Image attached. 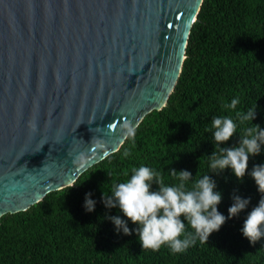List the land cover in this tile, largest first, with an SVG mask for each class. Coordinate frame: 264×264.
Wrapping results in <instances>:
<instances>
[{"label": "water", "instance_id": "obj_1", "mask_svg": "<svg viewBox=\"0 0 264 264\" xmlns=\"http://www.w3.org/2000/svg\"><path fill=\"white\" fill-rule=\"evenodd\" d=\"M202 0H0V217L114 153L178 78Z\"/></svg>", "mask_w": 264, "mask_h": 264}, {"label": "trees", "instance_id": "obj_2", "mask_svg": "<svg viewBox=\"0 0 264 264\" xmlns=\"http://www.w3.org/2000/svg\"><path fill=\"white\" fill-rule=\"evenodd\" d=\"M184 57L165 105L146 114L134 128L135 135H127L117 151L82 172L71 186L0 217V264H264V236L250 243L241 234L260 193L248 175L240 182L227 169L213 175L208 158L213 150L236 145L242 130L251 126V121L241 124L236 119L237 111L246 114L256 106L252 123L264 129V0H202ZM235 98L240 100L235 109L223 107ZM221 116L237 123L225 144L214 141L212 130L205 131L213 117ZM261 147L260 154L249 159V172L264 164ZM140 166L162 172L168 186L179 183L170 169L189 171V188L210 175L222 195L217 207L225 217L234 194L249 199V204L226 219L207 242L197 239L183 253H173L167 245L143 249L135 225L126 221L129 235L117 232L107 217H124L102 201V195L106 201L111 198L114 184L130 178L131 170ZM88 193L95 202L91 212L84 207Z\"/></svg>", "mask_w": 264, "mask_h": 264}, {"label": "clouds", "instance_id": "obj_3", "mask_svg": "<svg viewBox=\"0 0 264 264\" xmlns=\"http://www.w3.org/2000/svg\"><path fill=\"white\" fill-rule=\"evenodd\" d=\"M239 103V98H235L223 107L235 109ZM255 113L256 106L246 114L237 111L236 119L241 124L251 121V126L242 130L236 145L213 150L208 157L213 175H219L227 169L238 182L248 175L261 195L258 204L248 212L241 228L242 236L250 243L264 236V164L253 166L248 171L249 159L259 155L264 145V129L252 123ZM209 130L213 131V139L217 144H225L236 133L237 123L230 116L213 117L211 128L205 129ZM127 135L134 136L135 129L128 127ZM131 171L130 178L114 184L112 197L106 201L102 195V201L106 208H118L124 217H107L117 232L129 235L131 233L126 221L135 225L134 232L143 249L159 250L167 245L171 252L183 253L195 245L197 239L207 242L209 236L217 232L226 219L236 217L249 204V199L234 194L227 210L228 216L225 217L218 211L222 195L216 191V183L210 175L193 181L189 188L187 182L193 176L187 170H169L171 176L179 181L172 186L165 184L162 172L147 166L133 168ZM153 184L156 185L155 191L152 190ZM90 196L91 193L86 194L84 201L88 212L93 211L95 205ZM184 221L192 229L191 232L186 231Z\"/></svg>", "mask_w": 264, "mask_h": 264}]
</instances>
